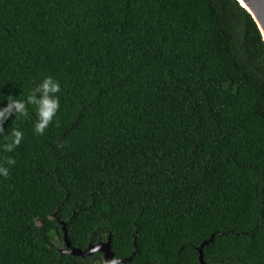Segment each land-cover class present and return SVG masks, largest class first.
Instances as JSON below:
<instances>
[{
  "label": "trees",
  "instance_id": "1",
  "mask_svg": "<svg viewBox=\"0 0 264 264\" xmlns=\"http://www.w3.org/2000/svg\"><path fill=\"white\" fill-rule=\"evenodd\" d=\"M51 75L0 178V264H264V42L236 0H0V96ZM3 136L0 135V143ZM130 259V260H128Z\"/></svg>",
  "mask_w": 264,
  "mask_h": 264
},
{
  "label": "clouds",
  "instance_id": "2",
  "mask_svg": "<svg viewBox=\"0 0 264 264\" xmlns=\"http://www.w3.org/2000/svg\"><path fill=\"white\" fill-rule=\"evenodd\" d=\"M61 93L60 82L48 75L31 87L23 98L11 94L0 96V135L3 136L0 152L12 153L21 145L24 132L19 127H13L10 133L5 134V124L29 117L30 109L35 113L33 132L35 135H43L56 121L61 105ZM15 164L13 156L0 157V178L7 179L10 168Z\"/></svg>",
  "mask_w": 264,
  "mask_h": 264
},
{
  "label": "water",
  "instance_id": "3",
  "mask_svg": "<svg viewBox=\"0 0 264 264\" xmlns=\"http://www.w3.org/2000/svg\"><path fill=\"white\" fill-rule=\"evenodd\" d=\"M248 9L245 7H242V5L239 3V0H236V2L247 11V13L251 16L254 23L256 24L261 37L262 41L264 42V0H242ZM63 232V246L64 249H59L60 253H64L73 257L85 259L86 257H89L93 255L94 253L101 254L103 257L104 264H125V259H115L113 252L111 251V240L110 237H108L107 241L104 243H98L93 246H89L86 250L82 251L78 248H74L67 236L66 228L64 224H62L61 228ZM214 236H211V238L208 241H204L198 248V261L199 264H206L203 259V248L207 246L209 243L213 241ZM130 260V259H128Z\"/></svg>",
  "mask_w": 264,
  "mask_h": 264
},
{
  "label": "bare ground",
  "instance_id": "4",
  "mask_svg": "<svg viewBox=\"0 0 264 264\" xmlns=\"http://www.w3.org/2000/svg\"><path fill=\"white\" fill-rule=\"evenodd\" d=\"M239 3L242 5V7H245L246 9H248L247 6L245 5V3L242 0H239ZM263 36H264V34H263Z\"/></svg>",
  "mask_w": 264,
  "mask_h": 264
},
{
  "label": "rangeland",
  "instance_id": "5",
  "mask_svg": "<svg viewBox=\"0 0 264 264\" xmlns=\"http://www.w3.org/2000/svg\"><path fill=\"white\" fill-rule=\"evenodd\" d=\"M60 249H61V250H63V249H64V246H63V247H61Z\"/></svg>",
  "mask_w": 264,
  "mask_h": 264
}]
</instances>
